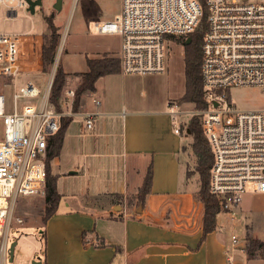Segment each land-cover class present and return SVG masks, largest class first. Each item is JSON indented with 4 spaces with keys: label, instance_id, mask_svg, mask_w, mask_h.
<instances>
[{
    "label": "built area",
    "instance_id": "obj_1",
    "mask_svg": "<svg viewBox=\"0 0 264 264\" xmlns=\"http://www.w3.org/2000/svg\"><path fill=\"white\" fill-rule=\"evenodd\" d=\"M9 18L17 17L26 0H0ZM208 27L202 44V81L207 108L195 110L202 117L214 161L210 190L229 210L250 188L264 192V108L242 109L227 98L235 86L264 89V0H205ZM203 16L201 0H122L120 12L112 20L98 21L100 33H116L121 38L120 68L123 74H149L167 68L168 42L188 37ZM58 48L52 72L44 89L32 81L14 93V108L7 110L0 95V118L4 136L0 139V264L7 262L9 231L20 196L46 194L48 140L64 115L50 100L54 75L60 61ZM30 47H29V46ZM42 42L23 33H0V75L16 74L41 63ZM75 91H68L74 97ZM35 99L19 106L20 98ZM62 97V103H63ZM215 101L219 103L215 105ZM69 99H65V103ZM96 104L99 99H94ZM73 103V102H72ZM184 110L170 106L173 120ZM97 113L84 114L91 130ZM180 132L179 126L175 127ZM22 222L21 218H16ZM264 242V237L261 238ZM232 251H245L246 237L231 235ZM228 264H235L233 253Z\"/></svg>",
    "mask_w": 264,
    "mask_h": 264
},
{
    "label": "crops",
    "instance_id": "obj_2",
    "mask_svg": "<svg viewBox=\"0 0 264 264\" xmlns=\"http://www.w3.org/2000/svg\"><path fill=\"white\" fill-rule=\"evenodd\" d=\"M30 36L40 38L41 34ZM40 67L41 63L21 71ZM65 70L66 83L71 84L63 90V106L70 111L73 97L68 91H75L78 73L87 71L88 65ZM141 77L121 72L99 77L96 90L86 92L91 94V102L82 99L80 110L73 112L61 152L52 160L62 199L45 226L43 264H228L231 253L235 264H264V257L248 258L242 249L231 250V240L221 231L218 216L215 230L204 232L199 188L188 187L183 174L186 135L175 131L179 124L166 107L139 103L138 97L146 93ZM15 92L9 102L0 92L7 110L14 108ZM89 111L97 113L91 130L84 124V114ZM76 115L80 116L77 121ZM151 163L152 192L144 204L129 209L104 196L136 193ZM54 165L59 169L54 170ZM62 165L66 168L61 170ZM69 176L74 188L61 189L60 182Z\"/></svg>",
    "mask_w": 264,
    "mask_h": 264
},
{
    "label": "rangeland",
    "instance_id": "obj_3",
    "mask_svg": "<svg viewBox=\"0 0 264 264\" xmlns=\"http://www.w3.org/2000/svg\"><path fill=\"white\" fill-rule=\"evenodd\" d=\"M55 1L43 0L41 6H36L34 13L27 7H22L15 18L7 17L5 6L0 3V33H23L28 36L33 33L41 34L39 39L43 46L44 34L48 30L44 13H53L61 34L60 44L64 42L59 64L63 65L65 69L79 70L83 68L87 62V57H100L111 53L114 56H120V36L116 33H100L96 30L95 24L98 21L114 19L120 12L122 0H63V6L60 10L53 7ZM167 48V68L165 71L140 74L142 75L140 83L146 89V93L139 96L138 99L140 104L144 103L145 106L149 107H166L170 111L172 105L177 110L183 109L184 112L179 113L176 120V123L181 127V125L189 123L195 109L191 102L179 104L177 101L185 92L184 47L175 40L168 42ZM42 60L41 56V66ZM51 72L52 70L48 74L44 73L40 67L38 71H19L16 74L0 75V92L6 96L7 102H9L12 100L13 92L18 91L30 81L44 89ZM74 79H76L75 74H72L71 81ZM69 83L65 84V89L70 87ZM90 97V93H85L83 100L91 102ZM227 97L238 108H264V89L259 86L231 87L227 90ZM19 101L24 104L35 102V99L22 97ZM197 115L202 122V117ZM79 117L78 115L74 116V120L77 121ZM3 136L4 125L2 118H0V139ZM191 140L189 135L183 138L184 145L188 147L187 152L182 153L183 174L189 183L187 186L196 189L199 188L198 174L188 176V171L193 168L195 162L189 148ZM56 168L59 169L54 165V170ZM64 168H66L65 165H62L61 170ZM70 179L73 177L60 182L61 189L65 190L72 188V186L74 188V182H71ZM80 184L81 182H79ZM201 207L204 210L203 204ZM43 213V197H19L14 208V219L9 231L8 246L10 247L14 241L17 244L13 260H10V253H8L7 262L32 264L34 258L45 254L43 234L40 228ZM16 218H21L23 221L18 222ZM218 222L221 231L226 232L230 240L232 233L237 234L240 238L251 233L264 237V192L252 191L249 188L239 205L218 213Z\"/></svg>",
    "mask_w": 264,
    "mask_h": 264
},
{
    "label": "trees",
    "instance_id": "obj_4",
    "mask_svg": "<svg viewBox=\"0 0 264 264\" xmlns=\"http://www.w3.org/2000/svg\"><path fill=\"white\" fill-rule=\"evenodd\" d=\"M203 4V16L197 29L189 34L188 37L179 36L177 41L184 47L185 62V92L178 98V102H191L194 104L195 110L207 108L210 105L206 97V91L202 81V44L204 33L208 27L207 15L208 11L205 6V0H201ZM55 15L44 13V20L48 30L44 34V42L42 46V66L41 71L50 73L53 68L58 47L60 44L61 34L59 26L54 20ZM189 39V40H188ZM88 70L79 72L80 82L75 89L72 110L78 112L81 108L83 96L88 91L96 90V82L99 77L111 73L121 72L120 59L116 56L105 54L101 57H87ZM67 71L64 66L58 64L53 84L51 88L50 100L55 107L64 111L62 103L63 90L66 84ZM72 115H64L61 120L59 130L50 136L48 140V153L46 157V194L44 200V213L42 215V225L40 226L43 234V246L47 245V233L45 226L49 218L58 210L62 199V194L57 187L58 175L52 173V160L61 152L65 133L71 121ZM183 134L191 137L190 153L194 157L195 162L192 169H189L188 176L198 174L199 189L197 191L198 198L204 204L203 227L204 232H211L217 226L218 213L223 209L222 199L210 190V175L214 161V154L207 135L205 134L203 124L197 114L192 115L187 125H181ZM188 147L183 145L182 151L187 152ZM189 153V152H188ZM153 166L150 164L146 173L143 184L138 191L133 194L124 195L122 193H110L104 196H110L111 200L116 204H126L129 209L133 206L144 204L148 195L152 192ZM99 195V199L103 198ZM119 217V216H116ZM250 232V231H249ZM87 232H84V236ZM86 242V240H85ZM104 242L100 243L102 245ZM44 248V249H45ZM245 252L248 258L264 257V242L260 236L256 234L246 235Z\"/></svg>",
    "mask_w": 264,
    "mask_h": 264
},
{
    "label": "water",
    "instance_id": "obj_5",
    "mask_svg": "<svg viewBox=\"0 0 264 264\" xmlns=\"http://www.w3.org/2000/svg\"><path fill=\"white\" fill-rule=\"evenodd\" d=\"M27 3H28V10H30L32 13H34L36 11V6H41L43 4V0H26ZM63 6V0H56L53 7L60 10ZM189 40V39H188ZM215 105H217L219 102L218 101H215L214 102ZM71 173H75L76 171H70ZM117 209H121V205H117L116 207ZM17 242L14 241L11 243L10 245V250H9V253H10V260L12 261L13 260V256H14V250H15V246H16ZM32 264H43V260H42V257L41 256H38L36 258H34L32 260Z\"/></svg>",
    "mask_w": 264,
    "mask_h": 264
}]
</instances>
